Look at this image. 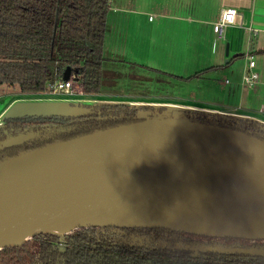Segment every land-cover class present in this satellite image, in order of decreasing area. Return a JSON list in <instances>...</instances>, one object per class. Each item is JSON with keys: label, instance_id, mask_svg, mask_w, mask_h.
Masks as SVG:
<instances>
[{"label": "water", "instance_id": "1", "mask_svg": "<svg viewBox=\"0 0 264 264\" xmlns=\"http://www.w3.org/2000/svg\"><path fill=\"white\" fill-rule=\"evenodd\" d=\"M72 72V67L65 68L62 79L68 80ZM91 103L19 102L4 119L80 118L106 102ZM130 105L150 109L139 110L137 122L0 161V250L42 232L66 234L87 227L164 228L216 238L264 239V140L193 121L187 112L261 122L193 108ZM173 109L185 112L184 117L154 115ZM41 136L21 134L0 149ZM177 249L264 258V248Z\"/></svg>", "mask_w": 264, "mask_h": 264}, {"label": "trees", "instance_id": "2", "mask_svg": "<svg viewBox=\"0 0 264 264\" xmlns=\"http://www.w3.org/2000/svg\"><path fill=\"white\" fill-rule=\"evenodd\" d=\"M110 9L111 0H0V86L18 87L24 94L42 96L70 66L79 70L85 94L101 93ZM206 71L175 77L191 81ZM141 109L150 108L105 103L80 118H6L0 123V145L25 133L40 132L42 136L0 149V161L56 141L137 122ZM187 116L193 121L244 131L264 140V125L254 120L195 112H187ZM62 128L72 130L50 133ZM138 229L87 227L66 234L42 232L21 245L0 250V264H27L35 254H40V259L34 264H264L263 257L170 248L209 246L195 239L216 237L164 228L154 230L168 232L165 244L152 246L131 241ZM216 239L238 240L252 243L253 248H264V239Z\"/></svg>", "mask_w": 264, "mask_h": 264}, {"label": "crops", "instance_id": "3", "mask_svg": "<svg viewBox=\"0 0 264 264\" xmlns=\"http://www.w3.org/2000/svg\"><path fill=\"white\" fill-rule=\"evenodd\" d=\"M228 8H235L238 11V17L236 23L227 29L225 38L219 39L214 33V24L219 21L222 12ZM205 31L210 34L213 31L216 39L210 52L204 56L206 66L202 70H207L205 74L218 69H228L230 73H233L228 65L233 64L235 59L245 56L247 60L250 54L255 61V56L259 55L254 68L258 74V80L249 85H243L241 80L240 83L235 84L236 91L233 93L238 101L235 105L236 111L217 108L213 105L206 107L168 101L130 100L126 104L193 108L252 118L264 124L263 118L253 114H264V0H111L105 37L102 88L112 72L107 69L108 67L106 68V64H144L147 66L150 47L157 49L163 42H167L166 46L171 44L170 48L167 47L173 56L168 65L164 67L165 69L161 70L179 77H189L202 71H195L194 59L197 45L191 43L193 53L188 55L185 44L193 38L196 40L195 44H199ZM153 43L156 46H153ZM228 46L229 54L227 55ZM157 52L160 54L161 50ZM236 54L241 55L235 57ZM247 61H245V67L248 65ZM226 84L231 85L232 82L226 80ZM238 85L242 87L241 92L237 88ZM246 86H251L249 93L243 91ZM98 95L104 97L103 102L106 103L126 102L121 101L118 95L111 92L101 91L91 96L86 94L90 98ZM245 98H248L246 105ZM256 104H260V107ZM232 107L233 105L230 106Z\"/></svg>", "mask_w": 264, "mask_h": 264}, {"label": "rangeland", "instance_id": "4", "mask_svg": "<svg viewBox=\"0 0 264 264\" xmlns=\"http://www.w3.org/2000/svg\"><path fill=\"white\" fill-rule=\"evenodd\" d=\"M153 18V17H152ZM157 42V40H155ZM167 42L161 43V46L157 49L150 47L151 51L148 55L149 64H138V65H126L123 63H113L106 64L108 70H112L107 78V82L102 88L104 92H111L121 99V101H126L124 104L128 103L130 100H145V101H168L173 103H183L189 105H198L211 107L212 105L217 108L228 109L231 111L235 110V105L237 104V98L234 94L236 91V82L240 83L242 81V76L245 68L246 57L242 56L235 61L233 64H229L232 68L230 73L228 69H218L217 71H209L199 79H193L191 82L182 81L175 76L171 75L169 72H165L164 67L168 65L172 59V54L170 51L171 44L166 46ZM197 45L196 57L194 59L195 71L204 69L206 63L204 61V56L210 52L212 49V44L216 43V39L208 31H205L204 36L199 40V44H195L196 40L191 39L185 44V50L188 51V55H192L193 46ZM156 46L153 43V46ZM199 45V46H198ZM157 50H161L160 54ZM227 53V50H226ZM234 55V54H233ZM258 56H255V61H258ZM248 63V61H247ZM77 73L78 69H74ZM238 77V78H236ZM226 80L232 82L231 85L226 84ZM188 82V83H186ZM238 90L241 92L242 87L238 85ZM251 86L244 87V92L249 93ZM234 90V91H233ZM234 92V93H233ZM239 94V92H238ZM91 96V95H89ZM89 96L84 97H67V96H51L42 94V96H31L22 93L18 87L0 86V123L1 120L8 114L10 108L17 103H33L35 102H46L50 103L53 101H66V102H100L105 101L104 97L98 95L90 98ZM90 100H89V99ZM93 99V100H91ZM97 101H94V100ZM41 100V101H40ZM248 98H245V105ZM214 104H211L213 103ZM223 103V104H218ZM227 104V105H224ZM230 108V106H232ZM260 107V104H256ZM229 106V108L227 107ZM241 111V110H240ZM184 113L181 110L173 109L169 111H156L155 116L157 118H183ZM258 117L264 119V114L253 113ZM131 241L149 244L152 246H158L162 244L150 236L145 235H133ZM217 246H224V242L220 240L214 241ZM236 241H233L228 245L229 247H235L237 245ZM247 245H251L247 243ZM39 258L38 254L28 261L27 264H34Z\"/></svg>", "mask_w": 264, "mask_h": 264}, {"label": "built area", "instance_id": "5", "mask_svg": "<svg viewBox=\"0 0 264 264\" xmlns=\"http://www.w3.org/2000/svg\"><path fill=\"white\" fill-rule=\"evenodd\" d=\"M238 11L235 8L224 10L218 22L214 24V33L219 39H224L227 29L236 23ZM252 30V29H251ZM250 30V31H251ZM248 65L245 67L242 83L249 85L258 80V74L254 71L255 61L252 55L247 56ZM46 95L51 96H67V97H84L86 96L79 81V73L72 72L68 80H63L62 77L54 84L51 90Z\"/></svg>", "mask_w": 264, "mask_h": 264}, {"label": "flooded vegetation", "instance_id": "6", "mask_svg": "<svg viewBox=\"0 0 264 264\" xmlns=\"http://www.w3.org/2000/svg\"><path fill=\"white\" fill-rule=\"evenodd\" d=\"M163 110V109H161ZM139 120V119H138ZM154 229H157V228H139L136 233L139 234V235H145V236H150V237H154L157 241L159 242H162L163 244H165V241L167 240V236H168V232L166 231H155ZM153 238V239H154ZM215 240H220V239H211V240H205L203 238H196L195 241L198 243H209V246H206V245H202V246H196V247H213V246H217L215 244ZM222 242H224V246H228L230 245L231 242L233 241H236L238 244L237 245H234L235 247H246V248H253V247H250V245H247L246 242H241V241H238V240H233V241H230V242H226V241H223V240H220ZM252 244V243H250ZM260 246L262 244H259ZM170 248H179V247H184V246H169ZM185 247H189V246H185ZM229 247V246H228ZM262 248V247H260ZM39 258L37 259V261H39L40 259V254H38ZM19 264H22V263H19Z\"/></svg>", "mask_w": 264, "mask_h": 264}]
</instances>
